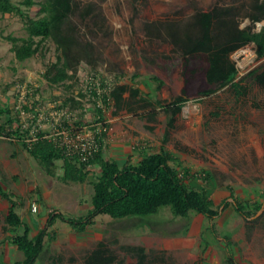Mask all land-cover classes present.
<instances>
[{"label":"rangeland","instance_id":"1","mask_svg":"<svg viewBox=\"0 0 264 264\" xmlns=\"http://www.w3.org/2000/svg\"><path fill=\"white\" fill-rule=\"evenodd\" d=\"M75 1L79 9L73 23L80 43L90 44L91 57L65 86L50 87L42 76L46 65L56 60L52 44L45 43L41 54L23 62L15 59L7 37L25 36L23 23L17 15L0 14V110H9L0 113V125L9 117L12 122L7 132H24L32 124L34 111L45 118L68 98L80 104L69 101L64 108L78 114L88 109L82 120L93 121L98 116L93 103L79 96L86 72L110 81L112 87L138 89L140 94L134 99L128 93L124 95L123 109L117 110L111 99L101 114L107 123L104 157L122 165L127 159L137 160L140 151L151 154L167 150L177 161L173 165L181 172L189 171L186 183L211 198L218 216L211 221L195 214L180 218L163 207L143 218L116 220L99 215L84 232H78L55 216H87L92 185L63 183L60 161L56 162L55 174L49 175L19 139L0 135V184L16 203L15 211L28 226L30 237L43 229L46 233L36 264H68L71 259L73 264H83L99 242H104L124 264L135 260L120 248L123 245L142 246L148 260L157 263L228 264L227 258L232 256L236 264H264V88L248 78L264 59L257 58L253 43L237 49L230 55L237 69V91L229 85L199 97L200 79L185 84L179 52L165 36L151 37L147 33V28L153 31L171 23L183 27L195 14L216 7H232L239 28L258 33L264 21L250 19L255 0ZM13 2L25 14L37 17L41 0H33L31 6L24 0ZM89 5L94 12L82 21L78 13ZM152 77L160 79L163 86L158 87ZM179 96L186 101L169 129V115L162 107ZM140 98L153 103V107L142 108ZM48 126L44 123L42 128ZM90 170L97 175V168ZM235 203L248 207L250 217L237 213ZM257 205L261 206L258 211ZM9 208L10 203L0 197V264L23 259L12 243L14 233L6 222ZM50 216L52 224L48 222Z\"/></svg>","mask_w":264,"mask_h":264},{"label":"trees","instance_id":"2","mask_svg":"<svg viewBox=\"0 0 264 264\" xmlns=\"http://www.w3.org/2000/svg\"><path fill=\"white\" fill-rule=\"evenodd\" d=\"M24 3L28 6L34 5L33 0H24ZM78 9L75 0H41L37 17H31L25 14L13 0H0V14L19 16L26 33L23 37H7L11 43L10 50L18 62L41 54L45 43L55 47L56 60L46 65L42 75L50 87L65 86L67 82L75 78L78 67L91 57L90 44L80 43L73 23ZM252 9L254 14L250 15V19L253 22L264 21V1L255 0ZM93 12L94 8L89 5L81 10L78 16L84 21ZM180 26L171 23L154 28L153 31L147 28V33L151 37L165 36L169 44L179 52L185 84H189L196 77L200 79L197 92L199 97L215 94L229 85L237 91L239 86L234 82L237 69L230 60V55L237 49L253 43L257 58L264 59V28L258 33H253L250 29H240L237 15L233 13L232 7H216L208 12L197 13L186 24L184 23L183 27ZM193 62L197 64L194 65ZM248 78L264 88V64L249 72ZM152 80L158 84V87L163 86V82L157 77H152ZM126 93L132 99L140 94L138 89L132 90L126 85H115L109 95L103 97V102L106 104L108 98L113 99L116 109L121 110L124 107ZM79 96L85 97L81 91ZM140 100L144 102L142 108L153 107L150 101L142 98ZM69 101L80 104L75 99L68 98L61 107H67L66 104ZM185 101L182 96H179L171 105L162 107L169 115L167 123L169 129L174 127L175 116L179 114ZM156 104L161 105L159 102ZM93 107L97 115L101 117V110L95 109L94 104ZM1 112H9V110L1 109ZM100 120L104 119L101 117ZM11 122L12 119L8 117L6 123L0 125V135L19 139L28 154L49 175L55 174L56 162L60 161L63 172L60 180L63 183L89 182L92 185L91 207L87 216L76 219L55 216L78 232H84L99 215H106L116 220L143 218L157 214L163 207L169 208L174 217L180 218H189L191 214H195L211 221L218 216L211 198L204 190L196 189L186 183L185 179L188 178L189 171L184 169L181 172L173 165L177 163L176 159L163 148L151 154L144 150L140 151L137 160L132 162L127 159L119 165L117 161L104 157L102 144L93 158L87 162H81L67 157L53 140L41 138V134L36 141L25 143L23 140L30 129L24 132L19 129L7 132L6 127H9ZM92 167L98 169L96 176L91 174ZM0 197L10 203L6 222L14 233L12 243L23 255L22 261L13 264H36L43 252L45 230L30 237L28 226L21 221L15 211L16 203L1 184ZM233 206L241 216L246 219L250 217L251 212L248 207L240 203H235ZM260 207L257 205L256 210L258 211ZM53 220L50 216L49 224H52ZM120 248L135 260L132 264H174L163 260L158 263L149 261L142 246L123 245ZM116 262L124 264V261H118V257L107 248L104 242H99L96 248L86 255L83 264H114ZM227 262L236 264L232 256L227 258ZM68 264H73V260L71 259Z\"/></svg>","mask_w":264,"mask_h":264},{"label":"built area","instance_id":"3","mask_svg":"<svg viewBox=\"0 0 264 264\" xmlns=\"http://www.w3.org/2000/svg\"><path fill=\"white\" fill-rule=\"evenodd\" d=\"M81 80L83 84L81 93L95 105V109H100L103 113L111 100L108 98L106 104L103 102V97L109 95L113 88L111 82L90 72H86ZM87 110L82 109L78 114L77 111L60 107L45 118L38 110L34 111L32 118L29 116L32 124L26 128L30 129L29 134L23 141L29 144L36 141L41 134V138L53 140L67 157L87 162L100 150L107 130V123L100 120L99 116L88 123L82 120ZM20 113L23 115L24 110ZM44 123L49 125L48 129L42 128Z\"/></svg>","mask_w":264,"mask_h":264},{"label":"crops","instance_id":"4","mask_svg":"<svg viewBox=\"0 0 264 264\" xmlns=\"http://www.w3.org/2000/svg\"><path fill=\"white\" fill-rule=\"evenodd\" d=\"M107 159V158H106Z\"/></svg>","mask_w":264,"mask_h":264}]
</instances>
